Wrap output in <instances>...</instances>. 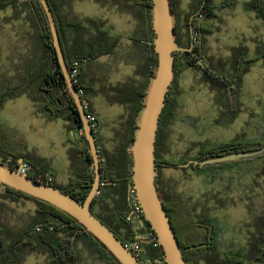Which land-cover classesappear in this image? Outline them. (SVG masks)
Segmentation results:
<instances>
[{"label":"rangeland","instance_id":"obj_1","mask_svg":"<svg viewBox=\"0 0 264 264\" xmlns=\"http://www.w3.org/2000/svg\"><path fill=\"white\" fill-rule=\"evenodd\" d=\"M249 1L214 0L215 6L222 7L214 10L213 18L205 20L212 33L202 36L206 52L200 66L217 75L225 70L230 80L234 73L231 68L233 50L246 49L245 54L239 52L235 57L239 68L247 65V59L258 57V60L249 64L236 93L228 97L207 83L199 70L188 69L177 74L173 85L175 120L164 127L169 132V147L162 156L169 161L187 158L194 161L200 144L214 145L238 136L247 141H264V57L261 58L264 55V21L248 10ZM173 2L182 19L191 0ZM74 6L77 12L88 17L112 19L117 34L125 31L126 26L120 23L126 19L125 15L112 18L109 11L89 0H79ZM38 41L32 15L27 9L23 8L17 15L12 10H0V99L20 88L26 63L32 58L30 54L40 48ZM114 77L119 79L121 73L116 72ZM31 106L33 103L29 99L20 96L0 109V123L12 125L16 130L6 127L27 143L29 152L35 133ZM101 110L103 124L111 125L118 109H111L109 115L106 108ZM56 150L59 144L54 142L50 152ZM71 152H75L73 147ZM56 162L62 165L59 157ZM160 174L178 195L191 200L198 215L204 214L213 220L216 232L223 230L227 249L236 252L248 241L249 232L253 230L248 224L264 210V158L214 164L196 170L164 166ZM7 204L0 219L12 229H20L28 223L36 208L31 200ZM79 248L82 264H106L86 246L79 244ZM22 264H48V260L43 253H33Z\"/></svg>","mask_w":264,"mask_h":264},{"label":"trees","instance_id":"obj_2","mask_svg":"<svg viewBox=\"0 0 264 264\" xmlns=\"http://www.w3.org/2000/svg\"><path fill=\"white\" fill-rule=\"evenodd\" d=\"M139 2L145 9V16L150 24L149 10L151 7V0H139ZM47 3L53 13V9L55 10V8L52 0H47ZM170 3L176 20L174 27L176 44L182 48H189L191 46L189 33L190 27H192L195 34L200 38L199 44L193 45L192 53H174L173 69L175 77L171 86L174 85L178 73L193 69L201 71L204 80L211 86L216 87L217 91L222 96L228 97L229 95L235 94L241 77L249 70V64L258 60V57L247 59V65L239 68V63L235 62V57L239 52L243 54L246 49L241 47L240 49H235V51L233 50L235 53L232 55L233 61L231 62V68L234 70V73L230 80L226 78L229 74L225 70L222 71L221 75H217L209 68L203 70L197 62L203 59L206 52V46L203 43L204 41H202V36L212 33L211 27L205 23V20L213 18L215 16L214 10L216 8H221L222 5L215 6L214 0H191L189 10L185 13L184 17L180 19L173 0H170ZM17 6L27 9L32 15L34 27L39 40L41 57L39 59L37 58L38 60L34 57L30 59V63L26 64L27 68L21 78L22 85L18 89V92L8 93L6 98H11L20 93H24L35 104L38 112L44 113L49 118L71 120L74 125L79 128L81 126L80 116L70 94L68 93L63 75L60 71L52 47L50 30L39 2L37 0H0V10H4L7 7L15 8ZM247 8L249 11L253 12L257 18L264 21V0H250L247 3ZM198 14H202L203 16L201 20L197 18ZM152 38L153 33L151 30L149 59L151 68L145 79L142 92L138 94V104L130 117V145L132 143L133 130L135 128L134 118L137 110L141 106L140 100L154 66ZM62 54L68 69L74 62H77L78 84L76 87L83 90L84 95L82 101L87 103L85 90L80 79L82 59L77 56H66L63 51ZM93 57L94 56L92 55L91 58ZM263 57L264 55L261 56V58ZM36 63L37 66H34L35 71L32 72L31 65H36ZM6 98L0 99V106ZM175 107V98L173 95H170V92H168L165 98V106L159 118L158 130L156 132L154 151L156 171L158 173V182L160 185L159 190L161 191L163 198V208L169 217L177 243L179 247L184 250L182 256L185 260V264H195L199 259L208 260V252L210 249L206 244L209 241L208 237L211 232L213 234L215 233L214 235L217 236L221 235L223 230L216 232L213 220L206 216L199 219L195 214L196 209L191 200L188 197L178 195L174 190V187L164 182L161 177L160 169L162 167L169 166L178 168V164H184L189 161L187 158L180 160L179 162H173L162 156V153L168 151L169 147V132H163V129L175 120ZM85 112L86 114L92 113L89 106L85 109ZM82 138L84 139L83 136ZM263 147V140L253 142L249 140L247 141L244 137L238 136L230 141L214 145L200 144L197 156H195L193 160L200 161L232 153H248L258 151ZM24 150V143L16 138L12 130L0 123V163L6 164L9 168L14 169L17 166V159L19 158L16 153L20 154ZM187 151H189V149ZM255 158H264V154L239 161H249ZM130 160L129 150V168ZM88 161L91 162L89 155ZM189 168L194 169L193 165H190ZM128 172L127 179H124L122 183L124 185H129V190L131 183L130 170ZM39 173L41 174L40 176L30 169L27 176L33 180L47 184L45 178L47 175H50L49 172L45 171ZM105 174L101 173V183L103 185L100 187V193L92 202L91 212L119 241H121L124 246H126L135 240L137 234L134 226L126 220L130 209L127 204L128 190L125 195L120 189H114L115 193L121 196L120 200L114 204V208L121 213V216L117 219L116 225H113L104 216L92 211L93 207L98 205L102 206L106 213L112 215V212L106 208V204L101 202L100 198L105 184H111L114 182L107 176V173ZM92 179L93 174L91 173L85 187L71 184L67 188H60L59 186L54 185L53 182L50 184L63 193L69 194L76 201L82 203L89 192ZM23 200H31L35 204L36 208L34 215L30 218V221L20 229H12L0 219V264H22L25 259L33 253H43L46 255L48 264H82L79 244L86 246L91 252L98 254L100 259L106 264H117L107 251L93 237L87 234L74 219L45 202L35 200L25 194L0 185V213L7 209V203H15ZM247 227L252 228L253 230L249 232V239L246 242V245L238 249L235 253L232 252V254L225 256L223 264H231V261L233 260H236L238 263L246 261V264H258L264 261V218L260 219L255 216ZM141 231H150V227L146 222L143 223ZM187 247L194 248L186 249ZM142 254L153 264H157L156 260L160 259L159 252L152 249L149 245L143 246Z\"/></svg>","mask_w":264,"mask_h":264},{"label":"crops","instance_id":"obj_3","mask_svg":"<svg viewBox=\"0 0 264 264\" xmlns=\"http://www.w3.org/2000/svg\"><path fill=\"white\" fill-rule=\"evenodd\" d=\"M78 1L52 0L55 8L52 15L63 53L66 56H77L82 59L80 79L87 104L96 121L94 138L101 173H107V176L114 181L111 184L106 183L100 195L101 202L106 204L112 215L98 205L94 206V213L104 216L116 225L121 213L114 208V204L121 196L116 194L114 189H120L126 195L129 186L122 182L127 179L130 170L128 164L130 116L138 104V94L142 92L151 68L149 64L151 26L139 0H89L109 11L112 18L118 15L127 16L125 21L120 20L126 28L119 34L115 32L117 29L112 19L103 16L91 18L77 12L74 4ZM5 9L12 10L14 15H17L23 8L17 6ZM30 57L39 59L40 48L30 54ZM34 66H37V63L31 65L32 72L35 71ZM113 66L116 68L112 69ZM26 68L25 66V71ZM116 72L121 73L119 79L114 77ZM20 96H25L32 102L26 94L20 93L6 98L0 109H3L7 102ZM102 107L106 108L107 115L112 113L111 109H118L114 113L115 117L111 125L103 124ZM30 117L35 132L34 138L30 152L27 143L23 142L25 150L20 154L16 153L19 156L17 164L21 159L26 161L30 169L39 176L41 175L39 172H49L53 184L60 188H67L71 184L85 187L89 175L93 174V167L88 161L90 154L87 143L79 134L78 128L71 120L49 118L44 113L38 112L34 103L30 109ZM1 123L15 129L12 125L2 121ZM16 138L20 139L19 136ZM54 142L59 144V150L50 152ZM72 147L75 151L73 154ZM58 157L62 165L57 164ZM130 213L129 209L127 216Z\"/></svg>","mask_w":264,"mask_h":264},{"label":"water","instance_id":"obj_4","mask_svg":"<svg viewBox=\"0 0 264 264\" xmlns=\"http://www.w3.org/2000/svg\"><path fill=\"white\" fill-rule=\"evenodd\" d=\"M37 1L45 15L50 30L52 47L68 93L80 116L81 126L79 128L82 129L83 137L87 143L93 167V179L89 192L82 203L52 185L33 180L28 176H22L17 170L2 163H0V185L45 202L74 219L87 234L107 251L117 264H139L128 248L91 212L92 202L100 193L101 187L100 163L94 132L86 120L82 99L77 94L69 69L64 61L56 24L47 0ZM149 13L153 33L154 66L140 100L141 106L134 118L135 128L129 149L131 158L130 188H132L136 201L142 209L141 223L146 222L157 236L164 264H185L182 256L184 250L179 247L169 217L163 208V198L158 188L154 151L159 118L165 106L166 95L175 77L174 53H192V27L189 29L191 46L182 48L175 42L174 27L176 20L170 0H151ZM197 62L200 64V61ZM262 154H264V147L258 151L232 153L200 161H188L177 166L186 168L192 164L196 169H202L209 165L250 159ZM22 161L21 159L20 162ZM127 204L131 209L129 200H127ZM191 248L194 247H187L186 249Z\"/></svg>","mask_w":264,"mask_h":264},{"label":"built area","instance_id":"obj_5","mask_svg":"<svg viewBox=\"0 0 264 264\" xmlns=\"http://www.w3.org/2000/svg\"><path fill=\"white\" fill-rule=\"evenodd\" d=\"M197 18L201 20L203 18L202 14H198ZM191 33H192L193 45H198L199 39H198L197 34H195L193 29ZM69 73H70L72 83L76 87V85L78 84V64L77 62H74L70 66ZM76 91H77L78 96L82 99L84 95L83 90L81 88L76 87ZM82 105H83L84 110L88 108V104L83 101H82ZM86 120L90 124L91 129L94 130L95 124H96L94 115L92 113H87ZM78 132L81 136H83V131L81 128H78ZM14 170H17L18 173L22 176H27L30 170V165L26 161H22L19 164H17ZM45 179H46L47 184L49 185H51L50 183L53 182V179L50 175H47ZM127 200H129L130 202L131 213L127 216L126 220L134 226V229L137 231V234L135 236V240L132 243L126 245L125 247L128 248L130 253L136 258L139 264H153L147 258H145L142 254L143 246L149 245L152 247V249H155L159 252L160 259L156 260V263L157 264L164 263L156 234L151 229L150 231H141L143 227V223H141L142 209L140 205L138 204V202L136 201L132 188L129 189Z\"/></svg>","mask_w":264,"mask_h":264},{"label":"flooded vegetation","instance_id":"obj_6","mask_svg":"<svg viewBox=\"0 0 264 264\" xmlns=\"http://www.w3.org/2000/svg\"><path fill=\"white\" fill-rule=\"evenodd\" d=\"M202 69L205 70V68H202ZM173 88L174 87L172 85L170 87V91H168V92H170V95H173ZM163 132H166V131L163 129ZM194 161H199V160H194ZM190 165H192V164H190ZM189 166L186 167V168L189 169ZM194 170H196L195 167H194ZM157 181H158V176H157ZM159 187H160V185H159V182H158V188ZM92 211L94 212V207H93ZM197 213L198 212L195 210L196 216H198V218H200V219H202V217L205 216L204 214L198 215ZM256 217H258L260 219H263L264 218V210L258 212ZM214 234L211 232V234L208 237L209 241L206 244L209 247V249H210L209 252H208V254H209L208 260L199 259V260H197L195 262V264H223L224 263V257L227 256L228 254H232V251L227 249V246L224 244V241H223L224 232L221 235H217V236H215ZM245 245H246V243L243 246H241V247H244ZM233 253H235V252H233ZM231 264H246V261H241L240 263H238L236 260H233V261H231ZM258 264H264V261L261 262V263H258Z\"/></svg>","mask_w":264,"mask_h":264}]
</instances>
